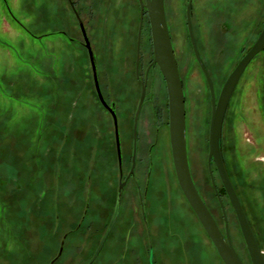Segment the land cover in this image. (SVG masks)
<instances>
[{"label": "rangeland", "instance_id": "obj_1", "mask_svg": "<svg viewBox=\"0 0 264 264\" xmlns=\"http://www.w3.org/2000/svg\"><path fill=\"white\" fill-rule=\"evenodd\" d=\"M70 1L73 7L67 0H0V264H49L67 231L75 233L67 237L57 264H86L103 231L94 223L88 236L86 225L80 223L84 162L88 144L91 151L101 140L109 145L112 123L95 96L88 54L78 43L82 37L74 10L96 58L101 92L107 102H116L123 123L140 93L134 75L138 1ZM186 3L164 0V8L186 110L199 131L191 143L193 179L222 224L207 169L210 96L187 33ZM147 22L145 17L142 72L153 59ZM191 25L217 99L229 73L263 28L264 0H192ZM151 72L154 94L164 105V80L157 66ZM221 127L224 167L264 250L263 53L241 75ZM212 172L232 244L242 262L251 264L214 166ZM183 198L175 182L168 196L153 201V225L169 220L171 227L159 238L166 245L163 253L154 239L155 262L224 264ZM134 233L119 245V235H112L93 264H145L142 253L133 250L135 243L145 244L144 238L138 242ZM179 237L187 244L185 251Z\"/></svg>", "mask_w": 264, "mask_h": 264}, {"label": "flooded vegetation", "instance_id": "obj_2", "mask_svg": "<svg viewBox=\"0 0 264 264\" xmlns=\"http://www.w3.org/2000/svg\"><path fill=\"white\" fill-rule=\"evenodd\" d=\"M191 6H192V1H191ZM145 17H147L146 12H144V18ZM78 43L84 47L83 39ZM136 48H137V39H136ZM152 62L153 59L149 61L145 70L143 72L141 71L142 66L140 67L141 54H140V46H139L138 71L136 73V50H135L134 75L139 83L140 93L134 111L132 115L130 114L129 120L126 123H123L121 120L122 115H120L116 102L115 101L107 102V100L104 98L101 92L105 103L107 104L108 107L112 108L115 113L117 138H116L115 127L111 115L108 112L107 108L100 103L96 94L97 91H95L94 88L95 96L98 102L100 103L99 105H101L103 109L109 114L112 123V130H111V135L109 136V141H108L109 145L106 144L104 139L101 140L103 142L100 143L99 141V143H97L96 146H93L92 151L90 149V144H88L86 148L85 162H84V176H83L84 186L82 193L83 212L80 222L82 225H86V231L88 232L87 233L88 236L92 234V231H94L93 228L94 223H96L97 225H102L103 231L101 233L99 244L101 243L102 238L106 236L103 243V247L107 243V240L116 233L120 237L119 238L120 242L118 243V245L121 243L123 239L127 238L128 240L132 231L137 233L138 237L136 238L138 242H140L139 240L141 239V236H143L144 238L143 241H145V244L141 243L142 245L139 247L135 243L133 245V250L134 252L139 251L142 253L143 255L142 258L146 262L145 264H157L155 262L156 259L155 253H157L156 247H158L162 253L164 252L163 251L164 247L166 248L165 244L159 242V238L161 234H163L162 236H164L165 229L166 230L168 228L171 229L169 220L166 222L159 221L157 222L158 224L156 226L153 225L152 222L153 201L155 198H157L158 200L160 199L163 200L164 196H168L170 192V184L172 183L175 186V182L177 183L175 169L172 160L171 145H170L168 96H166L167 97L166 104L161 105L160 104L161 102H159L157 95L154 94L155 92L154 79L151 70L152 68L154 69L156 65H153ZM98 83H99V77H98ZM92 84H93V80H92ZM142 86H144L145 88L144 98L137 120H135L136 109L139 103ZM182 89H183V85H182ZM166 95H167V91H166ZM183 96H184V90H183ZM209 96H210V100H209L210 120L208 125V140H209L211 112H212L210 92H209ZM183 102L185 108L186 156H187L189 173L200 198L204 202L205 206L208 207L207 209L209 210L211 216L215 220L220 231L224 235V219L219 203L218 205L221 211L222 224H220L218 218L213 213V209L207 206V203L202 198L193 179L192 160L190 158V154L192 151L191 143L193 137L194 139H196L195 138L196 136L198 137L199 131L197 130L198 128L197 129L195 128L196 123L193 122L192 115L187 113L186 110L187 101L185 100V96ZM208 154H209V145H208ZM212 166H214L212 158L210 159V161H208V155H207L208 175L210 169L211 174L213 176ZM158 181L162 183V187L158 186L155 183ZM180 193H182L181 190ZM218 195H219V191H218ZM183 199L186 202L190 211L192 212L193 216L195 217L199 228L203 230L201 224L199 223L197 217L195 216L191 207L187 203L186 199L185 198ZM118 200H120V205H119L117 218L114 222V225L111 227V230L106 235L107 229L109 225H111L110 223L115 215L116 212L115 210L117 208ZM227 226H228V222H227ZM71 232L74 231L64 232L58 244V249L56 251V254L50 260L49 264H57L58 261L61 260L63 252L65 251V246H66L65 242L67 240V237L70 234H72ZM206 237L210 241L207 235ZM155 238L156 241L158 242L156 243L157 244L156 247L154 246ZM179 241L183 242V244H180V247L183 248L185 251V249L187 248L186 246L187 244L184 243L183 238L180 239L179 237ZM210 243L212 244L211 241ZM103 247L101 248L97 257L101 254V252H103ZM95 251L93 255L95 254ZM97 257L95 258V260L97 259ZM91 258L89 259V261L91 260ZM89 261L86 264H88ZM93 262L91 264H93ZM160 262L161 264H164V260H161Z\"/></svg>", "mask_w": 264, "mask_h": 264}, {"label": "water", "instance_id": "obj_3", "mask_svg": "<svg viewBox=\"0 0 264 264\" xmlns=\"http://www.w3.org/2000/svg\"><path fill=\"white\" fill-rule=\"evenodd\" d=\"M71 7L73 4L68 0ZM139 5V23L137 29V48H136V73L138 71V61H139V46H140V37L141 29L144 18V12H146L148 17L150 35L152 42L153 50V65H156L160 71L161 76L164 79L167 96H168V110H169V134H170V145L172 160L175 169L177 183L179 188L186 199L187 203L191 207L195 216L197 217L199 223L201 224L206 235L212 242L220 260L224 264H244L236 252L234 246L231 243L229 230L227 226V218L225 215L223 204L218 195L216 189V183L209 169V175L212 188L217 197L218 203L220 205L223 219H224V235L217 226L215 220L211 216L208 207L205 206L204 202L200 198L193 181L191 179L187 156H186V141H185V108H184V96L183 89L180 80L179 70L177 67L169 30L167 26V21L165 17L164 9V0H137ZM191 1L187 0L185 6V18L187 33L190 39V44L192 51L197 61L201 72L204 76V79L207 83L210 95H211V121L209 129V154L208 161L212 158L213 165L216 168L218 178L224 189V192L228 198L230 205L232 206L235 220L239 226L249 259L251 264H264V250L259 246L255 235L249 224V220L246 217L245 211L242 207V204L239 200L237 193H235V188L230 180V177L227 173L222 151H221V132L222 125L224 120V115L226 112L227 105L231 98V95L241 77L246 67L249 63L259 54L263 53L264 56V25L258 35L257 39L254 41L252 46L243 54L241 60L235 65L231 73H229L227 79L225 80L222 89L217 97L215 98L214 88L205 69L203 62L199 56L197 46L195 43L192 25H191ZM76 10H74L75 17L78 22V26L81 31L82 39L84 41V47L88 54L89 65L91 70V77L93 78V84L97 97L100 103L107 108L108 112L111 115V118L115 127V134L117 138V126H116V116L112 108L108 107L105 103L98 83L97 75V66L96 58L93 53L89 38L86 35L85 28L82 21L80 20L79 15ZM145 88L142 86L141 95L139 103L136 109L135 120H137L143 98H144ZM120 200L117 202V208L115 215L109 225L106 235L111 230V227L114 225V222L117 218L119 211ZM106 236L102 238L101 243L99 244L95 254L91 258L88 264H91L97 255L99 254Z\"/></svg>", "mask_w": 264, "mask_h": 264}, {"label": "trees", "instance_id": "obj_4", "mask_svg": "<svg viewBox=\"0 0 264 264\" xmlns=\"http://www.w3.org/2000/svg\"><path fill=\"white\" fill-rule=\"evenodd\" d=\"M222 192H224V190L222 189ZM219 195H221V193L219 192Z\"/></svg>", "mask_w": 264, "mask_h": 264}]
</instances>
